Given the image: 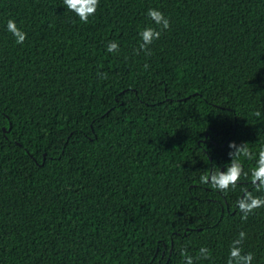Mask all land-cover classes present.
<instances>
[{"label":"trees","instance_id":"trees-1","mask_svg":"<svg viewBox=\"0 0 264 264\" xmlns=\"http://www.w3.org/2000/svg\"><path fill=\"white\" fill-rule=\"evenodd\" d=\"M230 142L264 144V0H0V264H227L240 231L264 264V193L200 182Z\"/></svg>","mask_w":264,"mask_h":264},{"label":"clouds","instance_id":"clouds-1","mask_svg":"<svg viewBox=\"0 0 264 264\" xmlns=\"http://www.w3.org/2000/svg\"><path fill=\"white\" fill-rule=\"evenodd\" d=\"M64 9L72 12L81 22H87L89 17L94 15L97 10L99 0H62ZM148 19L155 25L167 29L169 20L158 9L150 8L146 13ZM5 29L11 33L16 44H22L26 39V33L17 27L13 19H8L5 23ZM139 36V49L146 51L148 46L156 39H159L161 33L156 28L145 25L137 33ZM118 44L115 41H109L106 45V52L112 53L118 50ZM228 160L221 165L213 164V167L200 176V182L209 184L212 188L226 192L229 189H235L237 182L242 176H249L251 184L256 189L264 193V144L259 146V150L253 154L247 147V143L237 145L233 142L228 144ZM255 160L253 166L245 171L241 158L245 160ZM223 169V170H221ZM236 207L241 213V219H246L254 209L264 207V195H254L251 191H243L241 197L236 201ZM245 232L240 231L237 237L232 240L228 249L227 264H252V254L242 252L241 244L245 239ZM209 250L206 247H200V255L207 259ZM184 264H193V257L184 255Z\"/></svg>","mask_w":264,"mask_h":264}]
</instances>
